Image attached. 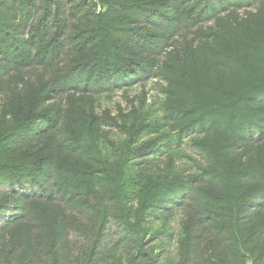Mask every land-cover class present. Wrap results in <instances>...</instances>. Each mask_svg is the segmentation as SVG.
Masks as SVG:
<instances>
[{
  "label": "trees",
  "instance_id": "1",
  "mask_svg": "<svg viewBox=\"0 0 264 264\" xmlns=\"http://www.w3.org/2000/svg\"><path fill=\"white\" fill-rule=\"evenodd\" d=\"M166 1L159 9L171 11L166 18L169 28L151 34L158 40L152 47L142 37L126 36L129 44L120 49L122 52L111 49L112 45L102 47L99 58L93 52L92 58L86 57L78 66L79 77L103 74L105 82L63 79L73 69L72 59L99 46L96 39L92 42L95 34L83 40L70 35L68 22L54 30L51 19H45L48 27L39 42L40 54L31 63L4 58L9 66L0 68V201L5 199L6 203L0 204V209L14 213L17 209L18 213L0 226V264L55 263L57 251L69 244L78 212L88 217L85 221L94 219L101 227L114 219L127 225L131 220L127 205L143 209L168 202L190 207L187 200L197 204L195 213L202 217L198 224L213 223L211 229L204 228L205 239L211 251L221 247L228 253L225 264H244L246 259L264 264V71L251 78L252 71L245 66L247 60L262 59L257 54L264 50V0H205L207 10L191 27V18L180 12L179 2ZM60 11L55 13L63 17ZM250 20L257 27L243 30L240 26H250L246 23ZM207 22L228 26L230 36H220L222 41L215 34L207 40L208 45L186 40L189 29L202 32ZM184 28L188 30L182 35ZM109 31L102 34L104 42L110 39ZM1 33L0 55L4 56L9 53L2 52L7 49L1 38L7 32ZM171 35L183 36L184 49L202 61L205 71L221 70L219 75L206 78L211 82H204L209 96L166 102V119L183 122L177 131L169 127V132L164 131L167 126L148 124L135 113L130 122L125 118L116 121L120 133L112 139L113 119L96 114L93 97L121 84L112 82L114 79L131 80V75L140 76L158 67V50ZM118 61L124 63L121 70L115 68ZM26 67L34 72H24ZM23 75L44 82H28L29 77L25 82ZM227 77L232 79L224 82ZM98 83L102 86L97 87ZM196 122L201 125H192ZM22 129L25 134L17 136ZM154 133L157 136L153 139L141 141ZM172 134L187 135L190 146L208 153L209 165L212 160L217 165L212 164L211 171L203 170L202 176L184 177L179 161L187 145L179 138L172 139ZM245 149L247 162L237 164V153ZM149 151L157 157L141 159ZM155 161H159L157 166ZM175 162L179 164L174 166ZM137 164H144L140 173L131 170ZM74 191L78 199L70 204L68 196ZM226 220L229 225L223 223Z\"/></svg>",
  "mask_w": 264,
  "mask_h": 264
},
{
  "label": "rangeland",
  "instance_id": "2",
  "mask_svg": "<svg viewBox=\"0 0 264 264\" xmlns=\"http://www.w3.org/2000/svg\"><path fill=\"white\" fill-rule=\"evenodd\" d=\"M177 1L179 2L178 8H180V12L184 11V15L186 14L191 18L189 22L190 27L196 25V19H199L200 14H204V9L207 10L205 0ZM211 1L215 2L214 0ZM163 2L166 3L167 1L0 0V25L3 27L0 29V37L3 35L1 33L3 30L7 32L4 35V39L1 38L4 44H6L5 48L7 49L2 50V52L6 51L9 53L8 55L3 54L4 56L0 55V68L9 66L6 61H3L4 58L13 60V63H31V61L36 60L40 54L39 42L44 38V29L48 27L45 19L50 18L52 21L50 26L54 25V30L57 28L59 30V27L63 23L68 22L70 35L83 40L84 36L87 37L95 34L92 42L96 39L99 43L98 48L93 47L92 50L89 49L91 53L90 51H86L78 55L79 57L72 59V62H75L72 65L73 69L68 71L69 73L64 75L63 79L69 82H88L91 84L93 82H105L103 74L99 73H97L99 75H95L93 78H91V74L79 77L78 66L84 63L86 57L92 58L93 52H96L99 58L102 54V47L106 48L112 45L111 49L115 48L116 52H122L120 49L124 48L125 44H129L126 36H129L131 39L142 37L144 42L148 43L151 47L153 44H156L158 40L150 37L151 34L161 33L165 28H169V20H166V18L172 14L169 9L164 7L159 9L161 5H164ZM58 10L64 12L63 17L56 15L57 13L55 12ZM55 15L57 19H54ZM235 15L237 17L240 16L239 14ZM209 23H204L208 28L206 27L202 32L199 30L198 33H195L197 32L196 29H189L186 40H192L193 44L203 42L205 45H208L207 40L215 34L219 38L222 35L230 36L229 33L232 29L228 26H221L222 24H214L213 22ZM246 23L250 26H240L243 30L257 27L255 21L252 22L250 20ZM217 26H220L222 29L224 28L226 31H220L221 29H218ZM178 27L177 25L176 28L178 29ZM116 28H120V30ZM115 29L117 31L114 32ZM107 30H110V39L104 42L102 34ZM183 30L188 29H182V35L186 33ZM97 33L99 35L96 38ZM220 39L222 40V38ZM184 40L183 36L171 35V38L164 41L165 43L158 50V53H160L156 58L158 67L147 69L140 76L131 75V80L128 78L121 80L114 79L112 82H121V84L117 87H110L109 92L99 93L101 95L93 97L96 114H105L113 119L116 129H112L114 132L111 136L112 139L119 136L120 131L116 127L118 122L124 118L127 122H130L135 113L138 114L139 119H145L148 124L159 122L161 126H167L164 131L169 132L168 127L177 131L183 126V122L176 121L172 123V121L166 119V116L169 114V110L165 109L167 107L166 102L173 100L172 102L177 103L181 99L187 101L193 96L198 98L209 96L210 93H207L209 87L204 82H211V80L206 78L219 75L221 70L205 71L201 63L202 61L200 59L199 61L196 57H192V53L184 49ZM216 41L218 40L216 39ZM225 43H228L227 39ZM225 45L223 47L227 48ZM153 48L155 49V46ZM261 48H264V45ZM257 56L262 59L255 62L247 60L245 63V66H248V70L252 71L250 74L251 78L257 71H264V50L260 54H257ZM92 62L93 64L95 63L94 59ZM123 64L120 61L116 62V70H121ZM151 64L155 65L152 60ZM76 66L77 68H74ZM23 71L28 74L34 72L31 67H26ZM136 76L138 77L136 78ZM25 77H29L28 82H44L35 80L32 76L23 75L25 82H27ZM118 77H121V74ZM230 79L232 78L227 77L224 82H228ZM98 84V86L97 84L95 85L97 87L102 86L101 83ZM46 105L45 103L44 106ZM42 120L39 119L38 122H42ZM192 125L198 127L201 123L196 122V124L193 123ZM22 131L24 130L22 129L21 132L17 131V136L25 134V131ZM156 136V133H154L152 136L142 138L141 141L145 142ZM186 136L181 137L180 135L178 137L177 135H171L172 139L176 140V138H179V141L182 140L187 145L186 151L180 152L179 162L181 163L182 170L184 169L185 172L183 176L189 177L196 174L202 176L203 170H207L208 168L210 171L213 170L212 164L217 165L215 163L216 160H212L209 165L207 160L210 155L205 151L200 150L199 152L196 149L199 148L198 146L196 148L190 146L189 139L187 140ZM121 138H124L123 134ZM236 143L240 144L239 141H236ZM240 146L237 145L236 148H240ZM152 153L154 152L149 151L141 159L152 156L157 157L155 154L152 155ZM247 155L248 151L246 149L241 150L237 153L239 160L236 163H246ZM137 160L139 159H134L133 161L138 162ZM159 161H155L156 163L153 165L157 166ZM161 162L166 163L164 159ZM179 162H175L174 166H177ZM223 162L220 159L219 164ZM143 165L137 164L131 170L140 173ZM164 167V164L160 166V168ZM215 173H217V170ZM194 188L197 189V186H194ZM77 199L75 191L71 192L68 196L70 204L76 203ZM186 202H189L190 207L188 205H174L168 202L159 203L154 208L143 209H140L139 206L131 207L127 205L125 206L128 212L127 216H131V220H128L127 225L119 219H114L101 227L100 225L98 226L94 219L90 223L85 221L88 220V217L84 216L83 212H78L77 225L73 229L74 232L71 233L69 244L57 251L55 263L48 264H225L224 258L228 253L222 250L221 247L216 248L215 252L211 251L209 240L205 239L207 233L204 231V228L211 229L213 223H207V225L198 224L199 218L202 217L195 213L198 209L197 204L189 200ZM4 203H6L5 199L0 201V204ZM203 208L207 210L205 207ZM15 210L14 213L11 209H0V226H2L5 219L13 218L16 212L18 213V210ZM74 212H77V209H74ZM75 215L76 213L73 214L74 217ZM88 215L90 218V214ZM223 223L229 225V221L227 220ZM226 234L224 233L221 236H226ZM0 235L2 236V234ZM3 236L5 237V235ZM46 258L51 260V256H46ZM243 262L244 264H252L247 259L243 260Z\"/></svg>",
  "mask_w": 264,
  "mask_h": 264
}]
</instances>
